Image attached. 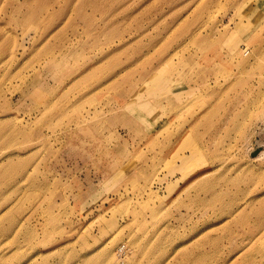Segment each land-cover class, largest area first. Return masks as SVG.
<instances>
[{"label": "rangeland", "instance_id": "rangeland-1", "mask_svg": "<svg viewBox=\"0 0 264 264\" xmlns=\"http://www.w3.org/2000/svg\"><path fill=\"white\" fill-rule=\"evenodd\" d=\"M0 264H264V0H0Z\"/></svg>", "mask_w": 264, "mask_h": 264}]
</instances>
